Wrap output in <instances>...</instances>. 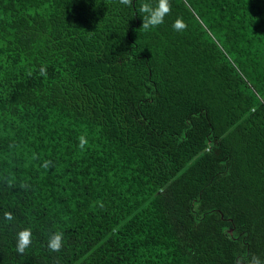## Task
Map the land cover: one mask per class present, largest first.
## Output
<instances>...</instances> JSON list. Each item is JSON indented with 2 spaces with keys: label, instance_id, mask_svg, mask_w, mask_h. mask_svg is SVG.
Wrapping results in <instances>:
<instances>
[{
  "label": "trees",
  "instance_id": "16d2710c",
  "mask_svg": "<svg viewBox=\"0 0 264 264\" xmlns=\"http://www.w3.org/2000/svg\"><path fill=\"white\" fill-rule=\"evenodd\" d=\"M145 2L0 0V264L264 260V0Z\"/></svg>",
  "mask_w": 264,
  "mask_h": 264
},
{
  "label": "clouds",
  "instance_id": "9594fccd",
  "mask_svg": "<svg viewBox=\"0 0 264 264\" xmlns=\"http://www.w3.org/2000/svg\"><path fill=\"white\" fill-rule=\"evenodd\" d=\"M120 4L131 6L133 0H119ZM140 16L142 17L141 28L145 31L154 29L164 23V18L171 12L170 0H156L155 4L150 2L142 3L138 9ZM187 26L183 22L182 18L178 17L174 23L173 28L177 31L185 29ZM41 72H46V69L42 68ZM79 146L83 148L87 144V140L81 136L79 138ZM4 218L11 221L13 215L11 212H5ZM63 237L64 233L62 231H53L49 234L47 239V248L53 252H59L63 247ZM32 243V230L31 228L24 227L21 228L16 233V251L19 254H24L25 250ZM236 264H242L241 260H237ZM243 264H264V260L260 257L252 255L250 259L244 260Z\"/></svg>",
  "mask_w": 264,
  "mask_h": 264
}]
</instances>
